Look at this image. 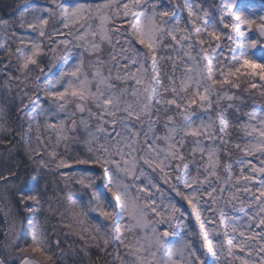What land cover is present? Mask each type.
Returning a JSON list of instances; mask_svg holds the SVG:
<instances>
[{
	"label": "clouds",
	"instance_id": "obj_1",
	"mask_svg": "<svg viewBox=\"0 0 264 264\" xmlns=\"http://www.w3.org/2000/svg\"><path fill=\"white\" fill-rule=\"evenodd\" d=\"M262 76L264 0H0V264H264Z\"/></svg>",
	"mask_w": 264,
	"mask_h": 264
},
{
	"label": "snow or ice",
	"instance_id": "obj_2",
	"mask_svg": "<svg viewBox=\"0 0 264 264\" xmlns=\"http://www.w3.org/2000/svg\"><path fill=\"white\" fill-rule=\"evenodd\" d=\"M245 63H247V61ZM251 67L256 68V67H259V65L253 64V65H251ZM262 78H264V76H262Z\"/></svg>",
	"mask_w": 264,
	"mask_h": 264
}]
</instances>
